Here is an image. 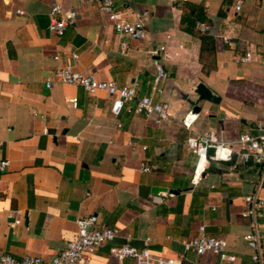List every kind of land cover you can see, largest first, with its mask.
<instances>
[{
    "label": "crops",
    "instance_id": "1",
    "mask_svg": "<svg viewBox=\"0 0 264 264\" xmlns=\"http://www.w3.org/2000/svg\"><path fill=\"white\" fill-rule=\"evenodd\" d=\"M54 1L76 12L62 35L47 30ZM185 5L191 6L185 15L193 21L190 31L179 22ZM114 9L127 19L145 12L146 36L115 34L94 3L0 0V160L8 161L0 171V254L48 258L75 237L77 219L95 215L117 236L95 247L87 264H136L110 254L122 242L174 264L220 263L212 253L183 248L200 225L225 241L235 256L228 264H247L250 250L242 236L249 220L240 213L245 194L264 200V190H256L258 169H231L234 158L209 160L192 185L195 157L185 139L213 130L230 142L264 128V0H114ZM198 23L208 29L200 31ZM200 35L211 38L202 50ZM159 46L164 51L151 56ZM243 51L251 52V60L235 63L233 55ZM153 59L165 79L154 80ZM64 64L97 80H135L136 95L166 101L169 116L156 124L123 109L114 117L102 91L88 94L58 81L45 87ZM198 82L218 101H200L187 130L181 118L190 108L182 95L192 96ZM154 187L165 190L153 193ZM257 224L264 232V212Z\"/></svg>",
    "mask_w": 264,
    "mask_h": 264
},
{
    "label": "built area",
    "instance_id": "2",
    "mask_svg": "<svg viewBox=\"0 0 264 264\" xmlns=\"http://www.w3.org/2000/svg\"><path fill=\"white\" fill-rule=\"evenodd\" d=\"M187 0H170L172 4H182ZM94 3L101 12L112 30L117 35H124L132 39H143L146 32L143 24L145 12H135L132 19H127L120 11L114 9V0H78V4ZM239 8V3L235 9ZM16 13H21L16 10ZM76 12L73 8H63L54 1L50 5L48 14L47 30L55 35H62L65 28L71 25L75 19ZM200 31H206L208 25L198 23ZM224 43H229L228 36H222ZM264 50V49H263ZM159 51H164L163 46H159L156 51H151L150 55H156ZM75 60L77 55L71 54ZM250 51H243L233 55L235 63H245L251 60ZM155 75L154 80L165 79L167 74L162 64L153 59ZM52 81L66 84H73L81 87L86 93L94 94L97 91L104 92L110 99L109 111L115 117L125 109L129 113L151 118L158 124L166 119L168 114V103L166 101L153 100L149 95H136L137 82L131 80L127 84H117L112 80H97L92 74L82 73L74 69L73 65H59L44 82L45 87H49ZM71 107L77 103L76 97L69 99ZM194 120V114L188 110L181 118V125L189 129ZM187 151L194 155V163L190 172V184H197L202 172L206 169L207 163L211 161H232L231 169L237 165H250L258 169L259 179L256 190H264V128L256 131L241 132L233 141H222L216 137L213 130L201 133L190 132L185 139ZM213 150L208 154V149ZM8 166L6 159L0 160V171ZM150 166L143 165L142 170H150ZM157 201L156 197H152ZM244 208L241 216L249 220V230L243 234L242 240L250 250L249 262L247 264H264V232L258 229V220L264 212V200L259 198L255 192L243 196ZM19 220H14L11 225L18 224ZM77 232L73 239L66 242L65 246L56 251L48 258H41L32 255L14 257L7 253L0 254V264H87L90 260V252L99 245L112 241L117 236V229L99 223L95 215H89L76 220ZM204 226L198 227V234L183 243L185 250H192L196 255L212 253L221 263H232L234 254L227 252L225 241L204 233ZM147 240V239H145ZM111 255L115 257H131L136 264H174L172 260L160 257H151L146 248L137 249L127 242H122L117 246L109 248ZM203 263V264H220Z\"/></svg>",
    "mask_w": 264,
    "mask_h": 264
},
{
    "label": "water",
    "instance_id": "3",
    "mask_svg": "<svg viewBox=\"0 0 264 264\" xmlns=\"http://www.w3.org/2000/svg\"><path fill=\"white\" fill-rule=\"evenodd\" d=\"M193 95L191 93H184L182 95V99L187 103L189 106V110L192 113H197L200 109L199 102L200 101H208V102H217L218 98L201 82L195 84L193 90ZM213 150L211 148L208 149V154H212ZM165 189L154 187L152 189L153 193H157L159 191H163ZM171 192V191H168Z\"/></svg>",
    "mask_w": 264,
    "mask_h": 264
},
{
    "label": "trees",
    "instance_id": "4",
    "mask_svg": "<svg viewBox=\"0 0 264 264\" xmlns=\"http://www.w3.org/2000/svg\"><path fill=\"white\" fill-rule=\"evenodd\" d=\"M191 12V6L189 5H185V11L183 10L181 12V17H180V24H181V28L185 31H190L191 27H192V22H190L188 20V18H186V14L188 15V13L190 14ZM200 49L202 50L205 47V44L210 42L211 38L206 36V35H200ZM210 46H208L209 48Z\"/></svg>",
    "mask_w": 264,
    "mask_h": 264
}]
</instances>
